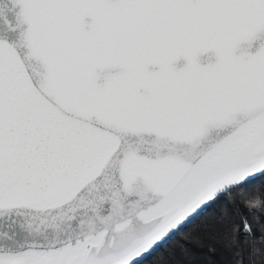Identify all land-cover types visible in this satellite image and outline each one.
<instances>
[{
	"label": "snow or ice",
	"instance_id": "obj_1",
	"mask_svg": "<svg viewBox=\"0 0 264 264\" xmlns=\"http://www.w3.org/2000/svg\"><path fill=\"white\" fill-rule=\"evenodd\" d=\"M0 264H264V0H0Z\"/></svg>",
	"mask_w": 264,
	"mask_h": 264
}]
</instances>
